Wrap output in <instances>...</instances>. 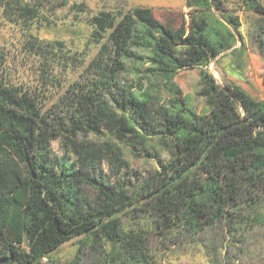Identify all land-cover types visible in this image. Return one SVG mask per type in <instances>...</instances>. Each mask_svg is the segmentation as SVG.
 <instances>
[{"label":"trees","instance_id":"obj_1","mask_svg":"<svg viewBox=\"0 0 264 264\" xmlns=\"http://www.w3.org/2000/svg\"><path fill=\"white\" fill-rule=\"evenodd\" d=\"M33 1L1 0L4 17L39 19ZM241 3L262 17L257 38L264 54V0ZM186 8L94 16L92 39H106L88 68L97 78L70 86L52 111L43 112L37 95L0 83V264H43L76 239L80 247L70 264H79L86 247L104 252L108 264H156L148 236L168 250L207 229L234 227L264 201V101L220 85L205 69L221 54L245 47L239 16L227 11L225 0H186ZM30 45L37 52L49 46ZM137 49L150 52L152 73L164 78L173 96L169 105L119 85L126 61L145 60ZM194 67H201L196 95L205 100L204 113L189 106L175 83L179 70ZM103 130L134 149L148 142L151 131L170 159L159 160L160 170L151 176L136 175L138 186L130 192L124 182H113L130 166L122 149L89 139ZM57 140L70 147L74 162L53 156ZM88 186L94 198L85 194Z\"/></svg>","mask_w":264,"mask_h":264},{"label":"rangeland","instance_id":"obj_2","mask_svg":"<svg viewBox=\"0 0 264 264\" xmlns=\"http://www.w3.org/2000/svg\"><path fill=\"white\" fill-rule=\"evenodd\" d=\"M163 1L34 0L33 3L39 7V19L11 22L4 17L0 0V83L37 95L43 112L54 110L70 86L76 83L87 86L97 78L95 72L88 71V68L106 39L101 42L92 39V18L102 11L119 14L136 7L188 12L182 4L180 8L168 9ZM81 4L86 6L84 11L74 8ZM225 7L228 12L235 10L239 16L245 47L232 56L225 55L231 50L221 54L205 69L213 74L220 85L245 88L256 100L264 101V54L257 38L258 20L262 17L245 9L241 0H225ZM34 41L49 46L45 47L46 51L37 52L30 45ZM241 42L242 39L236 48L241 46ZM136 53L144 56L145 60L126 61V69L118 77L119 85L141 96L148 91L159 104L169 105L173 96L164 78L152 73L153 65L148 60L150 52L137 49ZM46 69L47 74L43 73ZM200 72L201 67L181 69L175 76V83L189 97V106L204 113L207 111L205 100L196 95ZM46 75H49L47 80ZM107 98L114 104L110 96L107 95ZM139 125L143 127L140 121ZM147 134L148 142L137 145L135 149L130 142L118 140L107 130L89 136L97 144L111 141L122 149L130 166L123 175L113 178V182H124L130 192L138 186L136 175L151 176L160 170L159 160L167 162L170 159L167 150L160 145L158 135L151 131H147ZM82 139L79 136L76 140L81 142ZM51 147L54 157L65 158L71 163L76 160L64 141H53ZM104 170L109 174L107 164ZM84 192L90 198L95 197L94 190L89 186L84 188ZM129 222L128 218L124 219L125 226ZM79 240L63 245L44 259L43 264H70L76 258ZM148 244L152 262L156 264H264V201L244 212L234 227L222 224L207 229L195 238H185L176 245L171 244L168 250L152 235L148 236ZM105 256L104 252L86 247L80 252L78 262L108 264Z\"/></svg>","mask_w":264,"mask_h":264},{"label":"crops","instance_id":"obj_3","mask_svg":"<svg viewBox=\"0 0 264 264\" xmlns=\"http://www.w3.org/2000/svg\"><path fill=\"white\" fill-rule=\"evenodd\" d=\"M185 5L186 6V0H164L163 1V5L167 8V7H169L168 9H177V8H180V6H182V5ZM244 90L251 96V97H253L251 94H250V92H248V90H246L245 88H244ZM254 98V97H253Z\"/></svg>","mask_w":264,"mask_h":264}]
</instances>
